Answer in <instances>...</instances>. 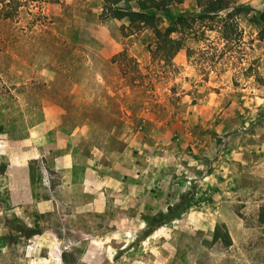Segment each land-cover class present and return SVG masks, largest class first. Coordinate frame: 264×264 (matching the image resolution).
Wrapping results in <instances>:
<instances>
[{"label":"rangeland","instance_id":"rangeland-1","mask_svg":"<svg viewBox=\"0 0 264 264\" xmlns=\"http://www.w3.org/2000/svg\"><path fill=\"white\" fill-rule=\"evenodd\" d=\"M42 1L17 0L13 16L6 19L4 15L11 8L0 0V128L3 126L4 131H0V166L8 163L10 149L28 137L27 124L43 118L44 100L60 103L68 114L76 115L72 111L78 97L74 89L79 88L89 102L85 114L91 111L101 117L116 103L111 89H127L138 95L130 127L141 131L130 137V162H151L153 166L159 153L171 152L180 164L174 161L172 165L176 179L179 168L190 172L185 179L188 192L180 195L181 204L203 212L202 197L206 209H218L220 202L228 199L231 213L240 218L243 231L232 230L231 237L238 244L231 248L223 236L215 240L213 231L199 230L184 236L188 264H224L228 257H235L237 264H264V30L251 19L252 13L242 19L243 43L235 44L231 54L221 53L223 44L212 33L208 45L213 49L209 48L205 59L196 52L190 61L186 49L172 60L154 58L147 50L149 39L123 37V21L95 24L77 18L82 36L91 42L88 46L93 42V46L107 48L114 39L122 50L128 46L140 60L139 68L122 74L109 62L92 64L79 46L81 68L70 74L66 83L60 73L59 60L64 53L58 43L64 24L57 21L52 30L47 17L63 16L65 7L76 8L72 13L80 15L85 6L93 9L97 18L100 9L94 7L99 0ZM193 2L186 0L179 9H193ZM238 2L264 9V0ZM186 43L198 49L193 38ZM26 68L34 72L32 79L24 77ZM90 100H98L100 105H92ZM121 112L118 107L114 109L116 115ZM154 114L156 120L152 121ZM119 135L104 144L112 161L128 145ZM157 189L153 186L150 190L158 193ZM11 209L6 171L0 172V264H29L27 240L18 243L17 234H24L26 226L13 218ZM200 211L197 217L206 220ZM218 223L223 222L218 220L215 228ZM64 254L69 262L65 264H82L70 247Z\"/></svg>","mask_w":264,"mask_h":264},{"label":"crops","instance_id":"crops-1","mask_svg":"<svg viewBox=\"0 0 264 264\" xmlns=\"http://www.w3.org/2000/svg\"><path fill=\"white\" fill-rule=\"evenodd\" d=\"M112 40L107 48L93 42L88 46L87 39L79 46L92 64H99L122 51L121 43ZM23 75L32 79L34 72L26 68ZM74 92L76 115L68 114L60 103L44 100L43 118L27 124L28 137L8 153L13 218L35 230L29 237L17 231L18 243L27 240L29 264H65L64 251L69 247L82 264H188L184 236L199 230L214 232L218 220L226 224L230 236L233 229L242 233L240 218L231 213L228 199L218 209H206L202 197L206 212L181 204L190 172L179 168L176 179L172 165L180 164L171 152L159 153L153 166L130 162V137L141 133L130 127L136 93L111 89L116 103L97 117L91 111L85 114L89 102L79 88ZM93 101L92 105H100ZM117 107L122 111L119 115L114 113ZM150 120L155 121L156 114ZM118 132L128 145L112 161L104 144ZM153 186L158 193L150 190ZM179 205L184 209L178 210ZM169 207L176 208L174 213H169ZM199 211L206 220L197 217ZM155 214L158 220L163 216L159 223ZM231 239L230 248L238 244ZM224 264H237L236 258L228 257Z\"/></svg>","mask_w":264,"mask_h":264},{"label":"trees","instance_id":"trees-1","mask_svg":"<svg viewBox=\"0 0 264 264\" xmlns=\"http://www.w3.org/2000/svg\"><path fill=\"white\" fill-rule=\"evenodd\" d=\"M17 0H3L7 8L5 18L13 16V6ZM63 0H43L45 3H60ZM186 0H99V5L94 7L100 9L98 17H94L93 9L82 6L80 15L72 13L76 8L65 7L63 16H48L47 20L51 27L57 21L64 24V32L58 43L64 53L59 60L60 73L66 77V83L70 81V74L81 68L79 60L83 59L79 44L84 37L82 27L77 21L84 19L87 23H103L107 20L123 21L122 31L124 38L149 39L147 50L154 58L168 61L175 58L180 51L186 49L190 61L193 54L199 52L201 59H205L211 45V34L216 33L222 42L221 53L231 54L235 44L243 43L244 31L241 22L244 17L252 13L254 22L262 25L264 30V9L262 11L252 9L238 0H194L193 9H179V5ZM8 3V4H7ZM98 7V8H97ZM71 10V11H69ZM80 19V20H81ZM89 25V24H88ZM52 42L54 41L53 34ZM142 36V37H141ZM141 37V38H140ZM193 38L198 44V49L187 47V40ZM51 42V39H50ZM56 42V41H55ZM218 46V45H217ZM216 51L219 48H215ZM139 59L131 53L128 46L114 55L109 61L110 67H119V72L126 74L131 69L139 68ZM131 82H133L131 80ZM130 83V82H129ZM124 84L123 86H129ZM3 128V126H1ZM0 128L1 132H4ZM2 129V130H1ZM7 164L0 166V172L5 173ZM181 210L182 205L178 207ZM184 209V208H183ZM175 208L169 207V213H174ZM163 216L161 215V219ZM158 219V218H157ZM159 219V221L161 220ZM157 221V223H159ZM224 229V233L222 232ZM35 233L33 229L25 228L24 235L29 237ZM223 236L228 246L232 239L225 223H218L214 231V239ZM66 263H69L64 255Z\"/></svg>","mask_w":264,"mask_h":264}]
</instances>
